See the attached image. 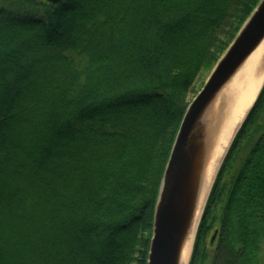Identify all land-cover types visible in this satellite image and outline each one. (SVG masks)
<instances>
[{
  "label": "trees",
  "instance_id": "16d2710c",
  "mask_svg": "<svg viewBox=\"0 0 264 264\" xmlns=\"http://www.w3.org/2000/svg\"><path fill=\"white\" fill-rule=\"evenodd\" d=\"M259 1L0 0V264H147L186 108ZM263 112L264 88L190 264L220 202L211 264H263Z\"/></svg>",
  "mask_w": 264,
  "mask_h": 264
},
{
  "label": "water",
  "instance_id": "95a60500",
  "mask_svg": "<svg viewBox=\"0 0 264 264\" xmlns=\"http://www.w3.org/2000/svg\"><path fill=\"white\" fill-rule=\"evenodd\" d=\"M263 43L264 0H260L186 108L159 187L147 264L191 263L217 177L264 88V56L250 79L243 80L249 60ZM259 82L253 103L237 124ZM216 236L217 231L212 241Z\"/></svg>",
  "mask_w": 264,
  "mask_h": 264
},
{
  "label": "rangeland",
  "instance_id": "374dc122",
  "mask_svg": "<svg viewBox=\"0 0 264 264\" xmlns=\"http://www.w3.org/2000/svg\"><path fill=\"white\" fill-rule=\"evenodd\" d=\"M243 26V25H242ZM241 29V28H240ZM234 40V39H233ZM232 43V42H231ZM230 43V44H231ZM229 44V45H230ZM229 47V46H228ZM227 50V49H226ZM225 50V51H226ZM224 51V52H225ZM224 54V53H223ZM222 54V55H223ZM221 55V56H222ZM221 58V57H220ZM219 58V59H220ZM219 61V60H218ZM217 64V63H216ZM215 64V65H216ZM215 65H214V67H215ZM214 67L210 70V71H208V72H206V73H204V75H203V77H202V79L197 83V88H199V91L201 90V88L203 87V85H204V83H205V81L207 80V78L209 77V75L211 74V72L213 71V69H214ZM203 83V84H202ZM202 84V85H201ZM201 86V87H200ZM196 95V94H195ZM195 96L193 95V97L192 98H194ZM259 127H260V129L256 132V134H255V136H254V138H253V140H252V142H254L260 135H262V134H264V112L260 115V119H259ZM245 140V138L243 139V141ZM245 145V144H244ZM249 145L250 144H248L247 145V147L246 146H243L242 147V149L240 150V148H239V152L238 153H236L235 154V156H234V158H233V160H232V165H233V169H231V171H229V173L227 172V173H225V175L223 176V178H222V181L221 182H228V181H230V179H231V177H232V175L234 174V171L238 168V166L242 163V161H243V159H244V157L246 156V154H247V152H248V150H249ZM228 170H230V168L228 169ZM223 205V203L222 202H220V203H218L216 206H214L213 208H212V210H211V215L212 216H215L216 217V224H215V226L213 227V229L212 230H210V232H209V234H207V236H206V238L204 239V244H203V246L201 247V249H200V254H202L203 256L202 257H197V259L195 260V264H211V261H212V257H213V254H214V250H215V247H216V239H214L213 241H212V236L214 235V231L216 230V229H218V220H217V218H220V216H221V209H222V206ZM261 249H262V251H261V254H260V256H261V258H262V260H263V264H264V240H263V243H262V245H261Z\"/></svg>",
  "mask_w": 264,
  "mask_h": 264
},
{
  "label": "bare ground",
  "instance_id": "6f19581e",
  "mask_svg": "<svg viewBox=\"0 0 264 264\" xmlns=\"http://www.w3.org/2000/svg\"><path fill=\"white\" fill-rule=\"evenodd\" d=\"M264 56V43L260 46V48L255 52V54L251 57V59L249 60V66H248V69H245V74L243 76V80L244 82L248 81L252 75V73L254 72V67L259 63L260 59ZM260 83L259 82V85H258V88H255L253 89V91L251 92V94L247 97L249 98L247 101H246V107L245 109L242 111L241 113V116L240 118L238 119V122L237 124L241 121L242 117L244 116L245 112L247 111V109L249 108V106L253 103L254 99H255V96L259 90V86H260ZM221 155V154H220ZM218 156V155H217ZM217 156L215 157V159L217 158ZM217 161V160H216ZM218 163V161H217ZM216 163V164H217ZM216 167V166H215ZM211 178V177H210ZM210 180V179H209ZM209 182V181H208ZM208 185V184H207ZM210 185V183H209Z\"/></svg>",
  "mask_w": 264,
  "mask_h": 264
}]
</instances>
